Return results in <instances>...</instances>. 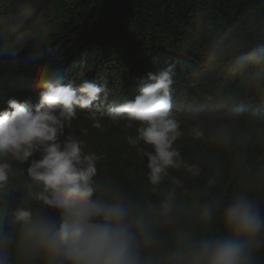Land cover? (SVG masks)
I'll return each instance as SVG.
<instances>
[{
	"label": "trees",
	"instance_id": "1",
	"mask_svg": "<svg viewBox=\"0 0 264 264\" xmlns=\"http://www.w3.org/2000/svg\"><path fill=\"white\" fill-rule=\"evenodd\" d=\"M169 66L171 111L182 132L174 146L200 173L169 169L153 192L144 155L152 149L129 144L135 123L126 128L103 114L113 102L133 101L149 73ZM53 73L58 84L78 87L87 79L105 89L89 109H77L61 137L71 134L102 157L100 183L145 207L174 190L188 209L185 221L194 218L195 200L222 196L227 203L240 192L264 213V0H0V111L10 99L38 104ZM92 114L103 130L92 127ZM194 128L203 138H193ZM10 163L17 172L7 185L14 207L28 199L30 180L27 163ZM28 206L57 216L36 201ZM207 231L222 234L219 214ZM257 264H264V248Z\"/></svg>",
	"mask_w": 264,
	"mask_h": 264
},
{
	"label": "clouds",
	"instance_id": "2",
	"mask_svg": "<svg viewBox=\"0 0 264 264\" xmlns=\"http://www.w3.org/2000/svg\"><path fill=\"white\" fill-rule=\"evenodd\" d=\"M172 76L173 66L149 73L133 101L113 102L103 114L113 124L125 121L126 128L135 123L137 135L128 138L129 144L152 149L144 155L153 192L169 169L200 173L174 146L182 132L171 111ZM55 79L53 73L44 80L35 106L10 99L0 111V264H257L264 248V213L246 193L227 203L222 196L204 203L197 199L194 218L185 221L188 209L174 190L145 207L117 186L100 183L102 157L86 152L84 142L71 134L61 137L77 119V109H89L105 89L87 79L78 87ZM91 119L93 128L103 130L95 114ZM192 135L201 139L204 133L194 128ZM10 161L27 163L30 180L28 199L14 207L7 185L17 172ZM29 201L55 210L56 218L34 210ZM217 214L222 234H209Z\"/></svg>",
	"mask_w": 264,
	"mask_h": 264
}]
</instances>
